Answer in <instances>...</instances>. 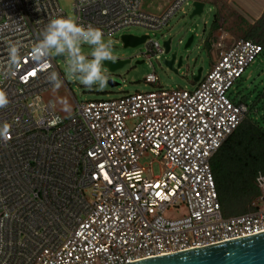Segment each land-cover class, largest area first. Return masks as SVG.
I'll return each instance as SVG.
<instances>
[{
  "label": "built area",
  "instance_id": "built-area-1",
  "mask_svg": "<svg viewBox=\"0 0 264 264\" xmlns=\"http://www.w3.org/2000/svg\"><path fill=\"white\" fill-rule=\"evenodd\" d=\"M72 2L74 19L106 36L128 26L160 30L188 0L158 14L142 0ZM57 15L66 16L57 0H0V264H124L264 231V177L249 211L224 217L210 165L247 113L227 92L262 47L243 38L224 47L220 37L192 90L75 102L65 116L50 96L55 56H31ZM146 35L145 58L162 54ZM13 43L20 60L5 77Z\"/></svg>",
  "mask_w": 264,
  "mask_h": 264
},
{
  "label": "rangeland",
  "instance_id": "rangeland-1",
  "mask_svg": "<svg viewBox=\"0 0 264 264\" xmlns=\"http://www.w3.org/2000/svg\"><path fill=\"white\" fill-rule=\"evenodd\" d=\"M191 1L188 0L183 4L182 8L176 12L160 30H149L140 26H128L115 32L111 35H106L105 39L113 40V54L117 59H129V62L121 68L111 72L104 64V70L109 75V80L102 88L85 87L78 81L65 79V84L52 92V98L55 102L56 109L67 116L75 109V102L81 104L88 101H107L117 99L127 94L136 92L145 93L156 91L158 89H185L192 90L197 83L194 81L197 70L201 68V78H204L209 72L211 62L215 54L213 49L208 44L213 29V22L216 20V9L205 6L203 12L199 16L189 18L191 14ZM59 7L66 16L75 17L72 0H57ZM157 0H142L143 9L154 11ZM146 5H149L146 8ZM255 30L256 35L251 38L250 32ZM236 39H251L264 49V18L258 19L252 25H242L237 28ZM129 34L132 36H143L148 34L152 41H157L162 46L163 41L171 39L170 51L167 53L150 54V57L145 58L147 52L145 44H140L134 48L124 47L120 36ZM190 36H193L191 45L184 49V44ZM234 40V39H232ZM231 40V41H232ZM226 44V42H225ZM83 51H88V46H85ZM216 51V50H215ZM176 52V56L182 57V66L175 73L164 64L165 59H169L171 54ZM56 56V55H55ZM54 57V56H52ZM115 59V60H117ZM137 61H142L141 64H136ZM175 61V65H176ZM57 68L63 76L64 60L57 58L55 60ZM153 74L158 81L155 85L144 82L147 75ZM120 81L116 86L112 82ZM264 90V51L259 54L254 62L250 64L237 80L233 87L228 90L227 96L233 102H245L250 105L255 102L256 97ZM72 96V97H71ZM264 100V97L262 98ZM260 103H258V108ZM260 111L257 110L256 117ZM253 116V113H249ZM153 158L145 157L142 162L148 163ZM154 174H158V163L153 162L152 166Z\"/></svg>",
  "mask_w": 264,
  "mask_h": 264
},
{
  "label": "clouds",
  "instance_id": "clouds-1",
  "mask_svg": "<svg viewBox=\"0 0 264 264\" xmlns=\"http://www.w3.org/2000/svg\"><path fill=\"white\" fill-rule=\"evenodd\" d=\"M88 46V51H83ZM20 46H8V71L6 77L15 74L14 68L20 60ZM60 55L64 60L63 76L58 71H50L48 80L55 88L62 86L65 79L78 81L85 87L102 88L109 80L103 62L115 60L113 40L105 39L102 30L89 23H78L69 16L50 17L40 32L39 39L31 48V56L39 62L49 57Z\"/></svg>",
  "mask_w": 264,
  "mask_h": 264
},
{
  "label": "trees",
  "instance_id": "trees-1",
  "mask_svg": "<svg viewBox=\"0 0 264 264\" xmlns=\"http://www.w3.org/2000/svg\"><path fill=\"white\" fill-rule=\"evenodd\" d=\"M263 18L264 13L261 16V19ZM212 27H216V20H214ZM255 35V30L249 34L251 38ZM257 44L260 45V43ZM263 97L264 90L250 105L245 102H238L247 107L246 116L210 161L218 200L224 217L247 213L250 202L260 195L256 178L259 174L264 177ZM258 103H260L259 108ZM257 110L260 111L258 117L255 116ZM249 113H253V116H250Z\"/></svg>",
  "mask_w": 264,
  "mask_h": 264
},
{
  "label": "water",
  "instance_id": "water-1",
  "mask_svg": "<svg viewBox=\"0 0 264 264\" xmlns=\"http://www.w3.org/2000/svg\"><path fill=\"white\" fill-rule=\"evenodd\" d=\"M204 8L205 3L192 0L189 18L199 16ZM120 38L124 47L134 48L140 44H144L148 36L136 37L122 34ZM192 41L193 36H190L184 44V49H187ZM170 43V38L163 41L162 47L164 53L170 51ZM55 58L62 57L56 55ZM175 61H177L176 65ZM128 62L129 59H117L106 60L103 64L113 72ZM141 63L142 61L136 62V64ZM164 64L177 73L178 69L182 66V57L178 58L176 52H173L169 59L164 60ZM201 70V68L197 70L194 81L197 82L199 80ZM119 83L120 81L112 82L114 86ZM124 264H264V231L187 251L144 258Z\"/></svg>",
  "mask_w": 264,
  "mask_h": 264
},
{
  "label": "crops",
  "instance_id": "crops-1",
  "mask_svg": "<svg viewBox=\"0 0 264 264\" xmlns=\"http://www.w3.org/2000/svg\"><path fill=\"white\" fill-rule=\"evenodd\" d=\"M172 0H157L154 11L142 9L151 14L160 13ZM205 3V6L216 9V27L212 29L211 36L207 41L212 52L216 53L215 43L222 37L223 46L227 47L232 39H236L237 31L242 23L252 25L264 13V0H194ZM149 5H146L148 8ZM226 42V44H225ZM52 96V93L50 94ZM62 113V112H61ZM64 114V113H62Z\"/></svg>",
  "mask_w": 264,
  "mask_h": 264
},
{
  "label": "flooded vegetation",
  "instance_id": "flooded-vegetation-1",
  "mask_svg": "<svg viewBox=\"0 0 264 264\" xmlns=\"http://www.w3.org/2000/svg\"><path fill=\"white\" fill-rule=\"evenodd\" d=\"M201 79V72H200V76H199V80Z\"/></svg>",
  "mask_w": 264,
  "mask_h": 264
},
{
  "label": "snow or ice",
  "instance_id": "snow-or-ice-1",
  "mask_svg": "<svg viewBox=\"0 0 264 264\" xmlns=\"http://www.w3.org/2000/svg\"><path fill=\"white\" fill-rule=\"evenodd\" d=\"M0 102H2V101H0Z\"/></svg>",
  "mask_w": 264,
  "mask_h": 264
}]
</instances>
